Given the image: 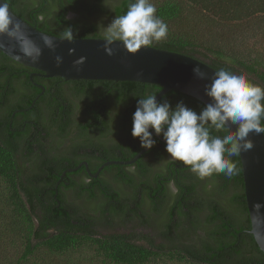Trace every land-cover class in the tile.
Listing matches in <instances>:
<instances>
[{
  "label": "trees",
  "instance_id": "obj_1",
  "mask_svg": "<svg viewBox=\"0 0 264 264\" xmlns=\"http://www.w3.org/2000/svg\"><path fill=\"white\" fill-rule=\"evenodd\" d=\"M4 2L45 33L66 37L72 30L74 37H99L103 36L99 26L105 27L107 19L125 14L134 0ZM155 6L156 15L168 25V34L153 46L190 55L216 70L244 74L264 88V65L243 57L231 45L237 25L244 21L258 20L257 30L264 29V0H162ZM70 12L74 18L68 16ZM212 24L218 29L210 28ZM160 89L159 85L138 81L45 77L0 51V264H58L54 257L84 245L98 253L97 264H150L160 257L188 264H264V253L249 231L239 154L230 158L226 154L236 166L232 176L213 173L199 178L186 172L182 162L173 163L172 167L179 164L174 173L177 191L172 211L177 218L178 243H155L154 237L138 232L98 230L96 215L106 218L108 207L95 201L99 197L89 185H80L79 192L86 198L83 203L66 198L59 182L64 159L58 147L78 145L76 136L80 135L82 144L89 143L93 150L103 152L102 159L132 158L142 149L139 138L131 135L137 100ZM161 97L173 106L182 100L197 112L205 106L176 90ZM77 102L79 134L73 131L75 119L71 116ZM209 131L212 136L230 134L227 128ZM89 155L87 151L78 153L76 161L83 156L90 162ZM111 167L125 171L124 165ZM117 178L126 179L123 173ZM102 191L108 198L118 197L111 187ZM112 207L116 209L115 204ZM198 212L205 214L203 220ZM171 229L168 226L165 233L170 234ZM143 236L147 243L140 242ZM197 239L200 242H195ZM15 241L19 247L9 258L6 253Z\"/></svg>",
  "mask_w": 264,
  "mask_h": 264
},
{
  "label": "clouds",
  "instance_id": "obj_2",
  "mask_svg": "<svg viewBox=\"0 0 264 264\" xmlns=\"http://www.w3.org/2000/svg\"><path fill=\"white\" fill-rule=\"evenodd\" d=\"M156 11L151 0H134L128 4L125 14L115 16L107 27L99 26L104 30L107 54L112 55L110 46L113 42H121L131 54L166 39L168 25L156 15ZM11 24L8 5L0 0V33L13 34ZM65 38L72 42L73 31L70 30ZM46 46L54 48L55 45L46 41ZM74 51L69 49L70 54ZM84 61L85 58L81 57L74 63L82 65ZM56 63L59 66L62 57L57 56ZM192 71L199 78H205L199 66ZM204 93L211 103L199 112L182 100L173 106L164 97L158 100L155 94L139 98L132 114L131 135L134 139L139 138L140 146L146 150L155 146L154 135L162 136L169 160L189 166L199 178L213 173L232 176L236 166L229 158L252 148L248 139L250 133H264V88L251 83L244 74L221 68L214 73L211 82L205 84ZM231 125H236L234 134L223 137L210 134V128L223 130Z\"/></svg>",
  "mask_w": 264,
  "mask_h": 264
},
{
  "label": "water",
  "instance_id": "obj_3",
  "mask_svg": "<svg viewBox=\"0 0 264 264\" xmlns=\"http://www.w3.org/2000/svg\"><path fill=\"white\" fill-rule=\"evenodd\" d=\"M8 11L12 21L10 31L13 34L0 33V51L23 65L41 71L45 77L152 83L161 86L155 94L157 99L170 90H176L205 105L211 103L204 93V87L211 82L218 70L195 57L153 45L130 54L118 41L110 46L112 55H108L104 50L105 36L74 37L69 42L65 36L40 31L17 16L9 7ZM73 14L70 12L68 16ZM46 41L54 42V48L46 46ZM69 49L75 51L70 54ZM57 56L62 57L59 66L56 63ZM81 57L85 58L84 63L75 65L74 62ZM196 66L205 74L204 79L193 73L192 69ZM227 129L230 134H234L236 125ZM155 137L165 142L162 136L154 135V139ZM248 139L253 146L247 151H241L239 158L250 219L249 231L264 253V133L252 132ZM145 151L147 150L142 148L130 159L110 160L105 164H132Z\"/></svg>",
  "mask_w": 264,
  "mask_h": 264
},
{
  "label": "flooded vegetation",
  "instance_id": "obj_4",
  "mask_svg": "<svg viewBox=\"0 0 264 264\" xmlns=\"http://www.w3.org/2000/svg\"><path fill=\"white\" fill-rule=\"evenodd\" d=\"M100 33L105 36L104 30ZM67 92L72 94L71 90H67ZM78 103L74 104L77 107L71 114L75 119L73 127L75 134H79L76 131L81 125V122L78 123L80 120L78 119L80 117ZM107 119L110 123L109 118ZM66 123L69 125V121ZM89 136L92 138L93 133L91 132ZM89 138L88 141L91 140ZM76 139L80 142L76 146L65 143L58 147V150L63 152L62 158L64 159V167L59 175V182L64 185L63 190L66 193V198L70 202L79 201V203H83L86 198L79 192L80 185H89L99 197L95 201L100 206L108 207L106 218H102L99 213L95 214V227L98 230L104 233L138 232L142 235L147 234L149 238L154 237L155 243H178L175 227L177 218L172 211L175 205L174 195L177 191L174 173L176 174L179 164L176 163L175 167H172L175 161L169 160V154L165 151V142L164 144H155L151 150L145 151L132 164H105L110 160L121 159H102L103 152L93 150V146L89 143L82 144L80 135H77ZM86 151L90 152V162L86 158H82L83 156H79L81 159L76 161V155ZM72 163L74 165H70ZM112 165H124L125 171L118 167L112 168ZM181 165L186 169V172H191L189 166ZM119 173H123L126 179H118ZM104 187L115 189L118 197L108 198L104 196L102 191ZM113 204H115L116 209L112 207ZM82 208L83 211L87 210L85 207ZM110 209L115 210L109 213ZM198 213L199 219L203 220L205 214L203 212ZM168 226L172 228L170 234L165 233ZM198 232L201 233L200 230ZM188 241L191 242L192 240ZM197 241L200 242L198 239L195 240V242ZM140 242L147 243L148 240L143 236Z\"/></svg>",
  "mask_w": 264,
  "mask_h": 264
},
{
  "label": "rangeland",
  "instance_id": "obj_5",
  "mask_svg": "<svg viewBox=\"0 0 264 264\" xmlns=\"http://www.w3.org/2000/svg\"><path fill=\"white\" fill-rule=\"evenodd\" d=\"M162 0H151L154 5ZM75 17V14L70 16ZM111 19L105 21V27L111 23ZM260 22L258 20L250 19L244 21L237 25V36L235 39L231 40V45L235 52H239L243 57L248 58V60L254 59V61L264 65V29L257 30V25ZM217 24H212L210 28L217 30ZM264 27V24L262 25ZM212 40V37H208ZM19 247V242L15 241L11 243L9 253L6 256L11 258L13 253ZM99 256L98 253L91 246H81L76 250L69 252L65 256H56L54 260L58 264H97ZM59 259V260H57ZM61 261V262H60ZM150 264H188L182 263L174 259H169L166 257H160L154 259Z\"/></svg>",
  "mask_w": 264,
  "mask_h": 264
}]
</instances>
